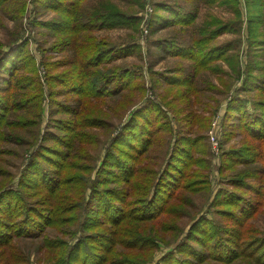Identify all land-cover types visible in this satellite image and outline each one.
I'll return each instance as SVG.
<instances>
[{
  "label": "trees",
  "instance_id": "obj_1",
  "mask_svg": "<svg viewBox=\"0 0 264 264\" xmlns=\"http://www.w3.org/2000/svg\"><path fill=\"white\" fill-rule=\"evenodd\" d=\"M93 1L0 0V153L27 145L18 182L0 193V260L28 264L16 242L23 239L39 242L45 264H264V235L252 227L264 215V0H123V10ZM148 2L170 17L162 26L154 14L147 20V53L175 66H112L135 51L143 56L141 43L117 47L97 32L141 31ZM206 7L229 16L207 14L199 23ZM49 11L56 19L42 25L38 15ZM26 27L46 29L63 56L59 65L44 62L45 83L59 88L48 94L46 130ZM167 27L176 30L152 40ZM228 34L234 38L221 41ZM145 75L165 83L157 98L167 112L147 97ZM218 95L227 99L225 134L239 129L243 141L226 151L220 142L228 181L214 192L205 141L222 108ZM107 106L117 118L130 110L113 137ZM198 196L207 198L200 209Z\"/></svg>",
  "mask_w": 264,
  "mask_h": 264
},
{
  "label": "rangeland",
  "instance_id": "obj_2",
  "mask_svg": "<svg viewBox=\"0 0 264 264\" xmlns=\"http://www.w3.org/2000/svg\"><path fill=\"white\" fill-rule=\"evenodd\" d=\"M113 1L116 2L122 10L124 8L126 9L128 8L126 2H124L123 0H113ZM155 1L165 2L168 5H173L174 3H178L182 5H190L192 2V0H188L190 1V4H188V2L185 0H155ZM96 2L97 0H94L92 3H96ZM29 8L31 10L33 6L30 5ZM139 9L140 8L138 7V5H136V2H130V6H129L130 11H138ZM151 14H154L156 17H158V20L154 26H157V25L162 26V24L165 23V21L163 20H168L167 17H170L165 12H161L157 10L155 11V9L151 7L148 2L147 6H145V9L139 14V16L143 18V21L140 24H138L140 25L141 31L139 30V32H137L135 30L136 28L132 26L130 28L116 27L111 30H100L97 32L98 37L107 39L110 44H112L113 46H117V47L121 45L124 46L125 44L130 42L133 38H135V42L133 43H141L140 47H141V52L143 53V56H140L139 52L135 51L134 54L127 55L126 57L121 58L118 61L112 63V66L123 67L126 69H135L137 67H143L144 70L149 69V66H151L153 71L155 72L165 71L167 68L175 66L176 60L172 58L165 60V61H159V60L153 61V58L150 55L151 53L149 55L147 53L146 42L149 39H151L148 26H147V20L150 19ZM207 14H215L221 18H227L229 16L228 12L224 11L222 8L214 7V8L208 9L206 7V8H203L202 13H201V18L198 20V22L201 23L204 20V17L207 16ZM28 16L30 19L34 17L33 14L30 13V11L28 13ZM55 19H56L55 13L50 12V11L44 12V13L42 12V15H38V20L42 25H47L48 22H51ZM7 26L11 28L12 23H7ZM26 28H27V33L25 34V37L27 38L28 36L30 38L29 44L27 46V51L30 55L35 57L34 59L37 61L38 77L40 79V83L41 84L43 83L42 84L43 85L42 95L44 96V102H45L44 104L45 121L43 122L42 130H46V127L48 125L47 122H48V111H49V103H50L48 94L50 93V91H57L59 88L57 86H55L54 88H51L47 83H45L47 69L45 67L44 62L46 64L52 63V64L59 65L61 64V60L63 59V56L61 53H58L56 52V50L53 49V46L55 45L56 42H54L55 40L50 35H47L49 33L46 29L44 30H42L41 28L36 29L39 32L38 33L37 31L33 29H29L28 27ZM175 30L176 29L172 27H167L166 29L160 30L152 36V40L156 38L162 39L166 36H170V33H174ZM5 35H6L5 31L0 29V40H4L6 37ZM232 38H234V36L228 34V35L223 36L221 38V41L232 39ZM158 55H161V54L158 53ZM61 71H66V69L63 70L62 68L60 72ZM209 80L213 81V77H211V79ZM139 81L143 82L145 87L149 89L147 97L150 100H154L155 98H157V95H161V94L163 95L165 93V89L163 88L166 85L164 82H160L159 84L158 82H156L158 80L153 82L151 77L147 75H145L142 79L140 78ZM213 82L217 84V80ZM159 85H162L163 88L160 89V87H158ZM217 97H218L217 101L218 103H220V106H222V108L220 112L212 118L210 128L208 132L206 133L207 136H206V141H205L208 151L210 150L206 154L207 158L210 160V167H211L210 172L208 173L209 174L208 181H209L211 188L214 190V192L218 191L221 187H224L225 185H227V181H228L221 175V167L223 164V160L221 157L220 142L222 143V148L226 151L230 148H240L242 146L241 143L243 141V137L239 134L240 132L239 129L234 128L236 131V134L232 136L230 139L225 134L224 127L222 125V120H223V116L226 111L225 104L227 102V99H226V96L218 95ZM67 99H68L67 97H64V98L57 97V100L62 101V102L67 101ZM157 101H158L157 103L164 109V111L167 112L168 109L165 106V104L161 102V99L157 98ZM108 105L109 107L112 108L113 111L115 110L116 106L113 103V101H109ZM104 109L109 115L107 118H109L108 121L112 125L111 131L113 132L112 133V137H113L114 135H116L117 128L119 127V125H121V123L124 120H126V117L130 110L127 113H125L123 117L117 118L114 114L116 110L114 112H111L108 109V106L104 107ZM170 115H171V119H173L172 114ZM173 125L176 129L177 126L175 122H173ZM227 128H232V127H227ZM100 138L102 142H105L104 140H106V136L103 135V136H100ZM211 138L213 139L215 138L214 139L215 143L216 144L218 143V149H217V146L215 148V146L212 145ZM26 147L27 145L21 146L22 149H18L16 154L12 156L3 155L2 153H0V173H3L4 175V176H0V193L4 192L5 189L9 185L15 184L18 182V178L20 176L19 170L21 171L22 169L21 166L23 164L22 156L24 154ZM100 147L101 146H99V148ZM104 151L105 152L107 151L106 147H104ZM213 151L215 152L218 151V153L217 154L213 153ZM206 200L207 198L206 197L204 198L203 196H198L195 198L196 205L199 207V209L203 206V203ZM199 209L197 210L195 209L194 212H198ZM252 227L259 231L260 233L259 237L263 236L264 235V215H260V217H258L257 220L256 219L253 220ZM48 234L51 237H53L54 235H56V232L49 230ZM16 242H17V246L21 250H23L27 255H29L27 258L28 264H45L43 262L40 263V258L38 257V254L40 253L39 251L40 245L38 246L39 242H34L31 240H23V239H18V241ZM3 251H7V250H3ZM160 256L161 255L159 253V257ZM4 262L5 260L3 259L0 260V264H3Z\"/></svg>",
  "mask_w": 264,
  "mask_h": 264
},
{
  "label": "built area",
  "instance_id": "obj_3",
  "mask_svg": "<svg viewBox=\"0 0 264 264\" xmlns=\"http://www.w3.org/2000/svg\"><path fill=\"white\" fill-rule=\"evenodd\" d=\"M215 139V138H214ZM213 138H211V142H212V145H214L215 146V148H216V146H217V149H218V143L216 144L215 143V140H214ZM213 150V149H212ZM213 153H218V151L217 152H215V151H213Z\"/></svg>",
  "mask_w": 264,
  "mask_h": 264
}]
</instances>
